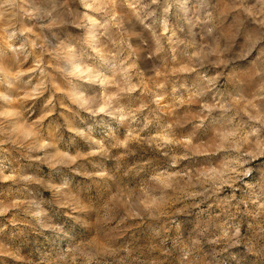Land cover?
<instances>
[{
  "label": "clouds",
  "instance_id": "obj_1",
  "mask_svg": "<svg viewBox=\"0 0 264 264\" xmlns=\"http://www.w3.org/2000/svg\"><path fill=\"white\" fill-rule=\"evenodd\" d=\"M0 264H264V0H0Z\"/></svg>",
  "mask_w": 264,
  "mask_h": 264
}]
</instances>
